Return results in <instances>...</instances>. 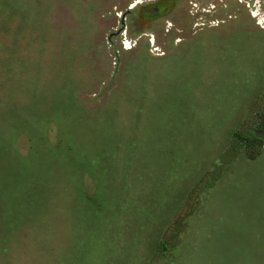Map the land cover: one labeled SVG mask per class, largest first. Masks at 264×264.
<instances>
[{"label":"rangeland","instance_id":"obj_1","mask_svg":"<svg viewBox=\"0 0 264 264\" xmlns=\"http://www.w3.org/2000/svg\"><path fill=\"white\" fill-rule=\"evenodd\" d=\"M142 1L0 0V264H264V0Z\"/></svg>","mask_w":264,"mask_h":264},{"label":"built area","instance_id":"obj_2","mask_svg":"<svg viewBox=\"0 0 264 264\" xmlns=\"http://www.w3.org/2000/svg\"><path fill=\"white\" fill-rule=\"evenodd\" d=\"M121 46L123 50H130L134 46V42L126 37V32L122 34Z\"/></svg>","mask_w":264,"mask_h":264},{"label":"water","instance_id":"obj_3","mask_svg":"<svg viewBox=\"0 0 264 264\" xmlns=\"http://www.w3.org/2000/svg\"><path fill=\"white\" fill-rule=\"evenodd\" d=\"M257 135H258L259 137H264V134H263V133H257Z\"/></svg>","mask_w":264,"mask_h":264},{"label":"trees","instance_id":"obj_4","mask_svg":"<svg viewBox=\"0 0 264 264\" xmlns=\"http://www.w3.org/2000/svg\"><path fill=\"white\" fill-rule=\"evenodd\" d=\"M264 122V121H263ZM262 127V129L264 128V123H262V125L260 126ZM261 129V132H263L264 130Z\"/></svg>","mask_w":264,"mask_h":264},{"label":"bare ground","instance_id":"obj_5","mask_svg":"<svg viewBox=\"0 0 264 264\" xmlns=\"http://www.w3.org/2000/svg\"><path fill=\"white\" fill-rule=\"evenodd\" d=\"M142 1V0H141ZM143 2V1H142Z\"/></svg>","mask_w":264,"mask_h":264}]
</instances>
